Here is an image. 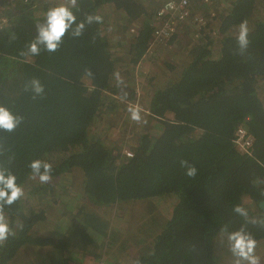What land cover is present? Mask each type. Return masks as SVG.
<instances>
[{
  "label": "trees",
  "instance_id": "1",
  "mask_svg": "<svg viewBox=\"0 0 264 264\" xmlns=\"http://www.w3.org/2000/svg\"><path fill=\"white\" fill-rule=\"evenodd\" d=\"M162 1L77 0L73 11L77 23L86 15L99 16L104 6L119 14L127 27L141 19L133 37L130 35L126 54L128 63L136 66L149 50ZM223 1H230L226 14L220 8L212 11V21L219 23L212 28L209 22L199 29L196 40L186 44L185 62L180 67L165 68L171 73L181 69L178 78L161 87L148 85L144 103L149 119L162 127L161 133L156 138L138 136L131 149L133 156L122 162L89 134L102 116L120 110L115 97L127 84L114 80L115 64L123 62L121 56L114 59L113 55L116 48L127 45L125 35L115 30L111 44L104 36L107 25L93 22L85 25L79 38L66 33L54 53L42 47L39 55L22 56L49 7L35 14L30 1L5 10L8 24L0 30V106L23 121L13 132L0 130V166L9 169L21 187L33 177L29 165L34 160L50 163L53 179L77 169L83 174L86 198L97 207L176 197L150 251L134 264H219L215 240L226 238L221 231L226 225L230 232L246 226L257 243L264 240V227L247 223L233 212L239 205L247 210L249 219L264 217L257 206L264 201V183H254L264 181V103L258 94L259 83L264 84V18L258 16L263 11L260 0ZM243 20L252 24L251 44L247 54L240 56L235 54L238 33L232 31ZM124 30L122 34L127 28ZM178 35L179 31L167 43L182 46V41L175 42ZM34 78L44 87L43 94L35 98L25 91L26 83ZM249 117L251 122L246 123ZM243 125L253 138L244 154L233 143L235 131ZM182 161L195 166L194 177L186 175ZM245 199L254 210L246 206ZM77 213H82L83 228L78 235L82 233L84 241H91L92 235L97 239L108 236V225L96 213L81 209ZM5 215L15 234L0 246V264L13 263L24 247L57 245L60 249L62 238L33 233L44 219L42 212L26 211L17 200L5 207ZM54 255L50 264H70L73 259Z\"/></svg>",
  "mask_w": 264,
  "mask_h": 264
},
{
  "label": "rangeland",
  "instance_id": "2",
  "mask_svg": "<svg viewBox=\"0 0 264 264\" xmlns=\"http://www.w3.org/2000/svg\"><path fill=\"white\" fill-rule=\"evenodd\" d=\"M1 1L9 9L19 6L20 3H25L23 0H14L12 4L7 5V0ZM30 1L35 14L39 13L38 10L45 6L50 8L66 2V0H27L26 3L28 4ZM229 2L212 0L211 4H207V7L213 12L220 8L224 15L230 10ZM258 6L263 11L262 13L258 12V16L264 18V0H260ZM98 15L102 17L101 21L107 25L104 36L111 44L114 43L115 30H119L120 35L122 37L125 35L127 39V45L124 44L126 45L124 48H116L117 54L113 55L114 59L121 56L123 62L122 65L115 64L114 71L119 74V79L115 74L114 80L118 81L120 85L126 83L127 88L118 92L119 94L115 97L116 101L119 102L120 110H114L111 114L102 116L101 119L97 120L90 130L89 137L101 140L105 147L113 150L119 156V162H122L126 159L124 151L127 150L132 153L131 149L135 146L138 136L147 134L156 138L161 133L162 127L158 124L159 122L149 119L144 103L145 94L149 92L148 85L154 83L157 87H161L163 84L178 78L181 69L171 73L165 68L167 65L180 67L185 62V46L187 43L190 44L196 40L194 38L197 37L199 29L190 25L186 29L182 28L175 40V42L182 41V46L175 43H154L139 64L132 66L128 63L126 54L129 51L128 44L131 42V36L135 33V29L140 26L141 19L127 27L126 21L107 6L102 7L98 11ZM218 23L219 20H213L210 26L214 28ZM124 28L127 30L122 34V29L125 31ZM248 28L250 32L252 30L251 23H249ZM232 32L238 33V29ZM212 49L216 53L217 44ZM115 63H119L118 60ZM84 82L86 86H90L89 81ZM122 93L124 96L120 95ZM258 94L264 103V84L262 83H259ZM125 96L129 98L126 97V99ZM130 103L141 109L140 122L131 119L128 111L129 107H132ZM246 123L249 122L246 121ZM82 186L83 174L77 169H71L67 175L52 178L49 183H41L38 178L32 177L22 186L24 195L19 200L23 209L32 210L36 213L42 212L44 216L43 221L37 224L33 233L44 238L54 240L62 238L63 240L60 249L57 245L44 248L24 247L11 264H50V261L56 259V255L53 256V254H63L68 258L73 257L70 259V264H134L140 256L150 251L153 239L162 230V226L176 203V197L169 196L160 200L149 199L148 201L136 202L130 206L117 204L97 207L86 198ZM35 188L43 191L40 190V193L36 194V191L33 192ZM244 203L247 207L249 206V209L254 210L250 201L245 199ZM80 209L82 212L96 213L108 225L107 235H114L116 238L111 239L106 236L107 238L97 239L90 234L92 240L84 241L82 233L78 235V231L83 228L80 220L82 213H77ZM70 225L75 230L69 231ZM70 237L72 238L70 239ZM73 237L77 239L73 240ZM215 253L219 264H233L234 257L229 251L227 238L219 237L215 240ZM255 254L260 258V264H264V240L257 243Z\"/></svg>",
  "mask_w": 264,
  "mask_h": 264
},
{
  "label": "clouds",
  "instance_id": "3",
  "mask_svg": "<svg viewBox=\"0 0 264 264\" xmlns=\"http://www.w3.org/2000/svg\"><path fill=\"white\" fill-rule=\"evenodd\" d=\"M77 7V0H66L57 6L50 7L45 13L44 20L36 24V36L26 46V51H22V56H36L41 52V48L47 52H56L63 43V37L71 32L74 38L82 36L86 24L101 22L102 17L97 15H86L85 19L77 23V17L73 9ZM251 41L249 39V28L247 20L241 21L238 25L236 35L235 54L244 56L247 54ZM91 75V70H88ZM119 79V74H116ZM25 91H31L34 95L40 96L44 92V87L38 79H32L25 85ZM130 117L133 121H141V109L138 106L129 107ZM251 122V118H247ZM23 121V117L16 116L6 108L0 106V130L13 132ZM3 154L0 146V155ZM182 166H186V175L194 177L197 169L193 165H188L182 161ZM33 178H38L41 183H49L52 180V165L50 163L34 160L29 165ZM16 176L7 168L0 166V244H3L9 236L15 233L11 230L5 215V207H10L14 202L24 195V190L16 182ZM264 183L255 181L254 183ZM233 212L243 217L247 223L264 227V217L249 219L248 212L241 206H235ZM226 234L229 251L234 257L233 264H260V258L255 254L257 241L246 226H241L236 231H228L226 225L222 230Z\"/></svg>",
  "mask_w": 264,
  "mask_h": 264
},
{
  "label": "built area",
  "instance_id": "4",
  "mask_svg": "<svg viewBox=\"0 0 264 264\" xmlns=\"http://www.w3.org/2000/svg\"><path fill=\"white\" fill-rule=\"evenodd\" d=\"M13 2L14 0H7V5ZM23 2L26 3L27 0ZM211 3L212 0H163L157 9L156 23L153 24V40L149 49L154 43H167L174 34L178 33V30H182L185 26L190 25L200 29L211 22L214 14L207 7V4ZM6 9L7 6L0 0V30L8 24L5 16ZM233 143L235 148L243 154L252 147L253 138L245 125L238 127L235 131ZM124 155L130 158L133 153L126 150Z\"/></svg>",
  "mask_w": 264,
  "mask_h": 264
},
{
  "label": "water",
  "instance_id": "5",
  "mask_svg": "<svg viewBox=\"0 0 264 264\" xmlns=\"http://www.w3.org/2000/svg\"><path fill=\"white\" fill-rule=\"evenodd\" d=\"M258 208L261 210V211H264V201H261L260 203H258Z\"/></svg>",
  "mask_w": 264,
  "mask_h": 264
},
{
  "label": "crops",
  "instance_id": "6",
  "mask_svg": "<svg viewBox=\"0 0 264 264\" xmlns=\"http://www.w3.org/2000/svg\"><path fill=\"white\" fill-rule=\"evenodd\" d=\"M208 9V8H207ZM179 31V30H178Z\"/></svg>",
  "mask_w": 264,
  "mask_h": 264
},
{
  "label": "flooded vegetation",
  "instance_id": "7",
  "mask_svg": "<svg viewBox=\"0 0 264 264\" xmlns=\"http://www.w3.org/2000/svg\"><path fill=\"white\" fill-rule=\"evenodd\" d=\"M247 121V120H246Z\"/></svg>",
  "mask_w": 264,
  "mask_h": 264
}]
</instances>
